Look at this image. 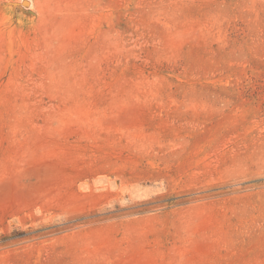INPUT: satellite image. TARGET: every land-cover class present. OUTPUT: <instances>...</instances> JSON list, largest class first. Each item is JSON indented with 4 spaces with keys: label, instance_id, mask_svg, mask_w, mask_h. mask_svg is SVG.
Segmentation results:
<instances>
[{
    "label": "rangeland",
    "instance_id": "1",
    "mask_svg": "<svg viewBox=\"0 0 264 264\" xmlns=\"http://www.w3.org/2000/svg\"><path fill=\"white\" fill-rule=\"evenodd\" d=\"M0 264H264V0H0Z\"/></svg>",
    "mask_w": 264,
    "mask_h": 264
}]
</instances>
